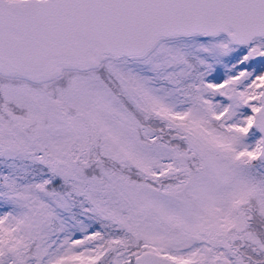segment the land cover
Here are the masks:
<instances>
[{"label": "snow or ice", "instance_id": "obj_1", "mask_svg": "<svg viewBox=\"0 0 264 264\" xmlns=\"http://www.w3.org/2000/svg\"><path fill=\"white\" fill-rule=\"evenodd\" d=\"M0 264H264V0H0Z\"/></svg>", "mask_w": 264, "mask_h": 264}]
</instances>
